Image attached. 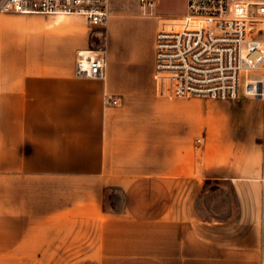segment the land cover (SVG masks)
I'll return each instance as SVG.
<instances>
[{
  "label": "crops",
  "instance_id": "0c3cea01",
  "mask_svg": "<svg viewBox=\"0 0 264 264\" xmlns=\"http://www.w3.org/2000/svg\"><path fill=\"white\" fill-rule=\"evenodd\" d=\"M141 8L0 14V264H264V99L159 83L185 12ZM89 49L102 78L77 71Z\"/></svg>",
  "mask_w": 264,
  "mask_h": 264
},
{
  "label": "built area",
  "instance_id": "2783aa9c",
  "mask_svg": "<svg viewBox=\"0 0 264 264\" xmlns=\"http://www.w3.org/2000/svg\"><path fill=\"white\" fill-rule=\"evenodd\" d=\"M156 1L140 4L152 9ZM238 2H246L244 12ZM4 13L81 15L105 27L110 9L109 0H0ZM76 63L80 75L102 78L106 52L80 51ZM155 77L174 83L182 97L264 99V0H186L185 13L167 17L158 29Z\"/></svg>",
  "mask_w": 264,
  "mask_h": 264
},
{
  "label": "rangeland",
  "instance_id": "374dc122",
  "mask_svg": "<svg viewBox=\"0 0 264 264\" xmlns=\"http://www.w3.org/2000/svg\"><path fill=\"white\" fill-rule=\"evenodd\" d=\"M246 2H238V12H244ZM140 6V0H109L110 11H132ZM140 10H143L142 8ZM145 11H152L161 15H171L186 11V0H157L154 8H146ZM154 23L152 19L143 20V24L151 26Z\"/></svg>",
  "mask_w": 264,
  "mask_h": 264
}]
</instances>
